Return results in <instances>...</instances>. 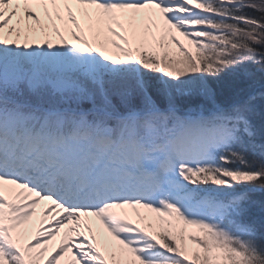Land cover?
I'll return each mask as SVG.
<instances>
[{"label":"snow or ice","instance_id":"obj_1","mask_svg":"<svg viewBox=\"0 0 264 264\" xmlns=\"http://www.w3.org/2000/svg\"><path fill=\"white\" fill-rule=\"evenodd\" d=\"M254 193L264 0H0V264H264Z\"/></svg>","mask_w":264,"mask_h":264},{"label":"trees","instance_id":"obj_2","mask_svg":"<svg viewBox=\"0 0 264 264\" xmlns=\"http://www.w3.org/2000/svg\"><path fill=\"white\" fill-rule=\"evenodd\" d=\"M220 95H221V98H224V97H227L228 95V90L227 88H223L220 90Z\"/></svg>","mask_w":264,"mask_h":264},{"label":"rangeland","instance_id":"obj_3","mask_svg":"<svg viewBox=\"0 0 264 264\" xmlns=\"http://www.w3.org/2000/svg\"><path fill=\"white\" fill-rule=\"evenodd\" d=\"M183 42V41H182ZM147 210H145V211H143V213L141 214V216H154L155 214H153V213H150V212H148V214H147V212H146ZM189 231H195L194 229H189Z\"/></svg>","mask_w":264,"mask_h":264}]
</instances>
